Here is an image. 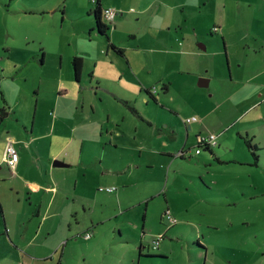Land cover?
Masks as SVG:
<instances>
[{"label":"rangeland","instance_id":"rangeland-1","mask_svg":"<svg viewBox=\"0 0 264 264\" xmlns=\"http://www.w3.org/2000/svg\"><path fill=\"white\" fill-rule=\"evenodd\" d=\"M120 2L133 11L116 26L128 46L136 39L130 31L140 32L145 44L147 28L165 31L172 24L174 30L186 29L195 46L205 44L199 47L206 60L202 67L209 68L206 72L212 79L199 84L198 74L196 82L189 83L185 78L195 71L189 69L192 72L174 79L171 92L163 91L159 82L160 100L176 109L166 107V115L161 114L172 116L177 126L172 153H154L146 147L155 146L150 143L154 128L143 120L137 128L127 124L132 139L128 145L102 147L86 140L82 160L89 163L88 172L82 173L81 164L64 166L68 170V191L64 192L74 200L71 227L64 226L67 233L57 251L39 262L57 264L62 257L60 264H264V0H156L144 12L139 11L141 0ZM90 3L0 0V106L5 94L21 99L17 109L31 124L35 109L37 120L44 119L46 112L43 100L36 108L35 99H29L44 95L48 109L57 114L48 103L56 91L57 46L64 51L74 48L76 27L80 32L87 19L94 17L86 12ZM31 6L41 10L29 11ZM159 9L166 10L165 15H158ZM149 13L152 17L146 19ZM18 58L26 62L21 64ZM191 113L198 119L186 138L183 118ZM127 117L134 116L128 111ZM195 129L216 132L219 142L214 149L238 159L217 161L204 146L195 153L190 148L197 141ZM238 130L251 136L256 158ZM134 134L135 142L144 147L141 155L133 145ZM140 136H147V142H141ZM183 141L187 150L180 156ZM95 152L99 167L90 163ZM3 167L7 174L8 167ZM110 183L117 185L114 191L100 187ZM87 229L90 235L85 236Z\"/></svg>","mask_w":264,"mask_h":264},{"label":"crops","instance_id":"crops-1","mask_svg":"<svg viewBox=\"0 0 264 264\" xmlns=\"http://www.w3.org/2000/svg\"><path fill=\"white\" fill-rule=\"evenodd\" d=\"M155 1L141 0L142 6L139 11L144 12ZM95 3L96 0H92L86 9L87 15L91 13L94 15ZM100 4L101 6L116 5L120 8L121 15L118 13L112 20H108L103 12L101 14L102 19L108 24L107 35L96 29L95 16L91 15L92 18L87 19L85 28L82 27L78 32L79 26L76 27L74 48L68 47L69 49L64 51L57 46L59 59L55 70L56 91L48 99L49 105H54L53 107L56 108V115L53 109H48L47 102L44 103L46 100L44 95L31 96L29 101L35 99L36 108L43 100L42 105L46 115L44 119L37 120L35 109L31 124H28L23 112L17 109L18 101L21 99H14L8 94L3 97L2 105H6L8 112L0 119V261L2 262L24 264L31 261L30 264H45L39 261L57 251L59 248L57 246L62 243L67 233L63 232L64 226L67 229L71 227L70 217L74 211V200H69V196L64 192L68 191L65 181L68 178V170L64 166L74 167L81 164L82 173L88 172L89 163L82 160V148L86 140L93 139L102 147L106 144L115 147L128 145L132 139L127 134V124L137 128L140 126V120H143L147 124H152L154 128L150 131V143H154L155 146L146 147L154 153H172L170 145L175 141V136H178L177 126L172 116H164V118L161 114L164 113V109L166 111L167 108L171 111L176 109L160 100L159 82L163 91L171 92L174 79L181 73L192 72L189 69H194L193 74H196L185 78L189 83H195L198 74H200L199 84L206 85L212 79V75L206 72L209 68L202 67L206 60L200 48H204L205 44L200 42V48L195 46L188 35V30H174L172 24H167L165 31L150 27L144 33L148 38L145 44L140 41L142 38L140 32L137 34L130 31L129 34L136 39L130 41L131 46H128L119 32L120 28L117 27L123 23L126 14L133 13L132 8L128 10L122 7L120 0H100ZM32 7L29 11L41 10ZM132 7L137 11L135 6ZM165 13L166 10L160 9L157 12L158 15ZM150 17L152 13H149L146 19ZM177 24L181 25V22ZM162 26L163 24L159 25ZM149 40L151 42H148ZM110 42L121 46L123 50L116 49L109 44ZM73 54L82 56L83 63L79 78L75 76L71 60ZM39 58L40 61H45L43 49ZM13 61L14 64L18 63L16 59ZM20 62L24 64L25 58ZM36 93L40 94L38 90ZM8 101L14 104H9ZM151 106L155 108L154 111H151ZM128 111L134 117H127ZM197 119L198 117L186 122L183 118L186 123V138L189 135L188 129ZM10 120L14 124H8ZM194 131L196 136L201 133L200 129ZM165 132H170V135L167 136ZM238 133L242 135L239 130ZM121 136L125 143H121ZM10 137L16 148H19L14 167H10L4 157L5 143ZM136 137L137 134L132 136L133 145L139 147V155H141L144 147L142 148V143L135 142ZM139 140L147 142V136H140ZM218 142L219 140L209 147L204 146L211 151L208 156L215 155L217 161L238 159L237 156L227 157L219 154L218 150L214 149ZM156 143L159 144L158 147ZM181 148L187 150L185 141L179 149ZM190 148L195 153L201 151V148L198 151L195 147L190 146ZM183 152L178 154L183 156ZM96 155L97 152L94 153L90 163L98 166L95 163ZM98 155L102 164V153L98 152ZM55 157L67 163L55 164L53 162ZM206 159L212 161L209 157ZM4 164L9 169L7 174ZM103 171L105 169L101 172ZM2 184L5 185L4 188H1ZM13 187L16 189L14 190ZM116 188L117 185L109 191H114ZM19 191H23L22 194ZM78 234L80 233L75 235ZM81 234L83 235V232ZM63 252V250L62 253L60 252L61 256ZM60 259L62 257L58 259L57 264H60Z\"/></svg>","mask_w":264,"mask_h":264},{"label":"built area","instance_id":"built-area-1","mask_svg":"<svg viewBox=\"0 0 264 264\" xmlns=\"http://www.w3.org/2000/svg\"><path fill=\"white\" fill-rule=\"evenodd\" d=\"M103 15L108 19V20H112L116 13L119 11L118 8L114 7L113 5H105L103 6ZM198 116L196 114H191V115H187L184 120L186 122H189L192 119L197 118ZM263 121H264V117H263ZM217 133L214 131H210L209 133H198L197 134V141L195 143V149L196 151L200 150L201 146H205V145H213L217 142ZM184 151V149H179L178 153H182ZM18 151L16 146L13 143L12 138H8L6 143H5V160L7 162V164L10 167H14L17 159H18ZM101 188H105L107 190H112L115 188V185H101ZM89 231L85 232V235H89ZM156 246V245H154Z\"/></svg>","mask_w":264,"mask_h":264},{"label":"trees","instance_id":"trees-1","mask_svg":"<svg viewBox=\"0 0 264 264\" xmlns=\"http://www.w3.org/2000/svg\"><path fill=\"white\" fill-rule=\"evenodd\" d=\"M102 9H103V6H101L100 0H96V3L93 7V13L95 16V27L99 32L107 35L108 24L106 21H104L102 19V16H101V14L103 12ZM109 44L112 45L113 47H115L116 49L120 50V51L123 50V48L121 46L116 45L113 42H110ZM71 60H72L75 76L77 78H79L81 66L83 63L82 56L79 54H73ZM164 87H166V86L164 85ZM7 112H8V110L6 108V105H1L0 106V119L4 118V116H6V114H7ZM241 136L244 138V141L247 144V146L249 147V149L251 150L254 158H256L257 153H255V151L253 149L256 146V144L251 140V136H249L246 133L242 134ZM205 146H207V145H205ZM209 146H211V145H208L207 147H209Z\"/></svg>","mask_w":264,"mask_h":264},{"label":"water","instance_id":"water-1","mask_svg":"<svg viewBox=\"0 0 264 264\" xmlns=\"http://www.w3.org/2000/svg\"><path fill=\"white\" fill-rule=\"evenodd\" d=\"M53 162H54L55 164H66V163H67V162H65L63 159L58 158V157H55V158L53 159Z\"/></svg>","mask_w":264,"mask_h":264}]
</instances>
